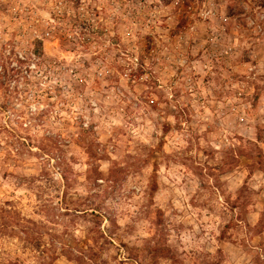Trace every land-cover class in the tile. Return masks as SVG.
I'll return each mask as SVG.
<instances>
[{
	"label": "rangeland",
	"instance_id": "obj_1",
	"mask_svg": "<svg viewBox=\"0 0 264 264\" xmlns=\"http://www.w3.org/2000/svg\"><path fill=\"white\" fill-rule=\"evenodd\" d=\"M0 264H264V0H0Z\"/></svg>",
	"mask_w": 264,
	"mask_h": 264
}]
</instances>
